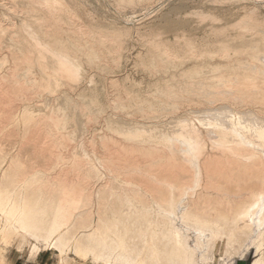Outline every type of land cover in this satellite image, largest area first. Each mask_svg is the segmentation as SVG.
Returning <instances> with one entry per match:
<instances>
[{
  "label": "rangeland",
  "instance_id": "374dc122",
  "mask_svg": "<svg viewBox=\"0 0 264 264\" xmlns=\"http://www.w3.org/2000/svg\"><path fill=\"white\" fill-rule=\"evenodd\" d=\"M263 70L264 0H0V194L9 206L32 205L33 224L70 200V218L50 243L0 206V264L149 263L146 238L170 247L166 175L131 150L184 157L180 132L192 123L213 153L200 118L230 110L264 119ZM232 170L236 180L219 168L177 180L186 184L172 216L199 264H254L264 255V195L251 227L233 214L262 188V173ZM192 201L209 218L229 215L222 235L183 221ZM120 235L131 248L118 250L126 262L77 251L97 243L113 256Z\"/></svg>",
  "mask_w": 264,
  "mask_h": 264
},
{
  "label": "bare ground",
  "instance_id": "6f19581e",
  "mask_svg": "<svg viewBox=\"0 0 264 264\" xmlns=\"http://www.w3.org/2000/svg\"><path fill=\"white\" fill-rule=\"evenodd\" d=\"M70 70L71 69H69L68 72H70ZM224 85L225 83L223 84V87H226V85L225 86ZM237 85L236 87H239ZM249 85L247 84V86ZM244 89L245 88H243L242 90ZM238 92L240 91L238 90ZM238 96L239 95H237V97ZM208 115H210V113ZM255 117L256 116L252 117L249 114H243V113L239 115L230 110H224V111L221 110V111H217L215 114H212L210 116L200 118V123L205 127L207 133L206 135L208 136V139L210 140L212 145V149L214 150L213 153L208 152V143H207V138L204 135V132H202L199 128H196L193 125H191L192 123L183 124L182 130L180 132V136H182L184 140L181 141L180 143L181 145L179 146L177 145V147L180 148L181 146L183 147L182 151L185 154L184 157L179 158L178 156H176L175 152L173 151L166 152L167 150L163 151L162 153H160L159 151L158 153L156 149V153H155L153 151V147L150 146L148 148H144V147L139 148L138 150L140 151H138L137 149L131 150V155L140 154L143 157L149 158V160L152 162L153 165H159V167L162 168V170L164 171L166 178L163 181L166 184L167 190L165 194L162 196L161 201L166 204L167 207L165 209L169 213V215L165 217L164 223L166 226L165 236L167 237L168 245L170 247L169 248L159 247L158 241H160L161 239L159 236L151 237L150 240L146 238V242H148L149 245L147 253L150 262L149 263L136 262V264H199V260L196 257V249L191 247V245L187 240L188 238L184 235L181 229L176 226L175 220L172 216V215H176V205L179 197H181L184 193L185 184H186V183L181 184V181L177 183V180L180 178V174L186 172L191 173L193 177H195L198 170L203 172L206 175V177H208L212 173L213 174L217 173L218 168H219V172L222 173V175L230 179L233 176L232 166L236 165V166H240L241 168L244 167L246 168V170L253 169V170L261 171L262 177L259 176V180L262 181L263 184L264 160L261 157L263 155L259 154V152L256 150V147L260 146L264 148V119L258 117L255 118ZM186 146L190 148L189 151L187 152H186ZM127 154L130 153L127 152ZM116 156L118 155L115 154L113 159ZM238 169L240 170V168ZM254 177L255 176H253L252 179ZM240 183L241 182H239V184ZM190 187H192V185H190ZM205 187H207V184ZM193 193H195V191L192 187L191 194ZM263 195H264V185H262V188L260 187L259 189L250 193L249 200L244 202L243 205L240 204L236 209L233 208L234 220L236 219L238 220L239 223H242L243 227L244 226L251 227L254 223V215L257 213L258 206L261 205L260 200L263 198ZM8 203H9L8 199L4 198V196L0 194V206L2 207V209L8 211L9 216H11L12 219L16 220V222H18L23 229L28 230L32 233L43 231L44 234L42 235L41 240L44 243H50L54 234L57 231H59L64 225H66L68 219L70 218V208H69L70 200L68 198H63L60 202L56 204L51 217L46 223H42V221L39 220L38 221L39 224L37 223L33 224L31 222L32 220L31 217L33 214L32 205H27V204L22 205L18 200H16L12 204V206H9ZM75 204H77V202ZM72 205L73 204H71V206ZM193 207L195 209H193ZM219 207L220 206L218 207L216 206V210ZM219 209L223 210L221 209V207ZM217 211H218L217 218H209L201 214L198 210L197 202L192 201V203L189 204L185 209L183 221L189 222V224L190 222L193 223L195 227L200 231L199 234L204 233L207 230H211L212 238L216 239L220 235H222L221 233L223 232L221 228L223 226L220 225V220H224V221L230 220L229 215L220 212L219 210ZM226 211L228 212V210ZM258 223L264 225V210L261 211ZM116 226H117L116 223H114L113 234L118 236L119 234L117 233ZM142 235L143 234H141V236ZM125 239L126 236H121V235L119 236L118 241H116V244L113 247V256L103 257L102 253L98 250L97 243L95 246H89L84 243H79L77 245V251L79 254H83V255L92 254L96 260L104 258L106 262L109 263H112L113 260L126 262L127 260L124 259L120 255V253H118L119 249H121L124 252H129V250L131 249L128 243L125 242ZM259 239L261 240V236ZM115 240L116 239L113 237V241ZM202 241L204 240H201L200 235H198L197 245L203 247ZM141 252H143V250H141ZM137 255L138 257H140L141 256L140 252H138ZM202 259L206 260L205 257H202ZM254 264H264V255H262V257H260L259 259H257L254 262Z\"/></svg>",
  "mask_w": 264,
  "mask_h": 264
}]
</instances>
